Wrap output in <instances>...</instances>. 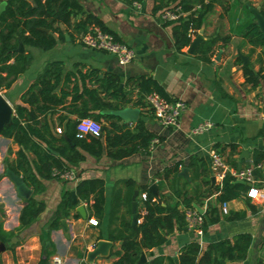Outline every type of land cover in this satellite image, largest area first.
Here are the masks:
<instances>
[{
	"label": "crops",
	"instance_id": "obj_1",
	"mask_svg": "<svg viewBox=\"0 0 264 264\" xmlns=\"http://www.w3.org/2000/svg\"><path fill=\"white\" fill-rule=\"evenodd\" d=\"M3 1L5 5L0 16L8 5V0H0V3ZM25 1L31 7L35 6L34 0ZM77 1L85 12L97 16L120 40L132 47L134 59L120 64L111 54L89 49L78 41V35L72 39L62 23L59 26L64 31L63 38L48 50L24 44L14 33L12 42L16 46L13 50L16 54L12 52L8 64L16 65L15 56L21 53L30 54L31 60L9 87L0 88V93L13 109L12 116L16 106L23 105L33 114V118L26 121L47 122L51 134L59 138L66 123L77 120V111H81V100L72 99L74 85L78 87V94H82L84 87L97 88L98 79L104 73H112L119 77V84L123 82L122 91H117L123 94L122 97L131 99L122 107L139 108L140 115L148 118L147 121L142 120L144 126L162 139L149 147L147 153L138 151L126 157L113 158L108 155L106 137L101 133L102 153L99 156L78 148L83 159L69 168L74 171L75 179H44L43 190L37 194L32 191L31 196L43 201L44 209L36 221L17 230L24 202L5 176V169L15 163L16 151L20 147L11 138L0 135V241L5 247L0 252V264H39L48 250L51 251L50 264H82L87 252L93 250L99 240L110 241L112 247L107 256H97L90 264H113L119 258L117 253L121 251L122 238L129 236L131 228L142 221L145 213L142 194L149 193L148 186L152 183L158 186L161 204L179 201L178 207L185 214V211L192 210L181 202L187 197L198 213L204 214L208 206L216 207L219 219L201 232L188 227L175 229L166 235L162 244L142 249L140 253L145 254V264H153L157 257L163 258L161 264H179V255L188 244L197 242L200 249L205 250L210 243L231 240L241 232L251 237L242 264H246L252 247L253 264H264V78L257 76L258 82L252 86L245 82L242 71V67L247 65L252 71L260 70L259 73L264 75V46H252L241 36L242 29L250 21L255 23L250 8L258 11L262 0H212L213 8L203 17L197 32H202L201 43L216 39L205 54L210 61L199 58L196 53L201 43L193 55L187 52L188 46L177 49L173 28L178 21L163 20L160 10L152 12L154 0L137 2L139 8L133 4L136 1L131 4L124 0ZM24 18L17 12L8 18V23L16 22L15 30L19 31ZM224 37L228 38L225 44L222 43ZM20 43L23 50L17 51ZM239 55L246 59V64L243 65ZM53 61L62 63V72L49 96L54 95L61 101H47L37 92L33 104L23 102L24 93ZM92 69L95 74H90ZM6 74L7 71L2 72L3 76ZM140 77L154 79L170 99L185 102L186 109L177 126H161L144 102L146 92L128 83L129 79ZM105 96L114 103L121 101ZM135 101L139 104H134ZM120 123L125 122L121 119ZM200 123L211 126L201 133H194L193 128ZM212 149L221 155L227 169L253 165L251 184L263 193V197H247L245 192L249 184L243 182L241 184L246 188L238 197L217 201L218 192L212 189L220 187L221 182L215 178L211 168ZM259 154L263 156L255 164L253 160ZM28 155L33 159L32 153ZM177 164V172L161 180L162 171ZM181 167L188 168V178L178 175ZM212 176L214 183L211 182ZM225 176L231 177L228 173ZM83 179H100L103 182L104 203L100 214H96L92 207L93 196L80 199L76 195L74 186ZM135 186H138L137 221L132 225L131 202ZM67 190L74 192L77 202L74 203L72 197L74 208L64 213L58 210V206ZM79 205L84 207L85 217L76 210ZM91 219L96 223H91ZM55 258L59 262H55Z\"/></svg>",
	"mask_w": 264,
	"mask_h": 264
},
{
	"label": "trees",
	"instance_id": "obj_2",
	"mask_svg": "<svg viewBox=\"0 0 264 264\" xmlns=\"http://www.w3.org/2000/svg\"><path fill=\"white\" fill-rule=\"evenodd\" d=\"M34 1L35 6L31 7L25 0H8V5L0 16V88L9 87L17 74L31 60L30 54L21 53L15 56L16 65L11 66L8 64L16 47L12 42L14 33L18 34L24 44L38 47L42 50L52 48L59 39L63 38L64 31L59 26L60 23L64 24L65 30L72 39L75 38V35L79 36L84 33L88 26L92 24L99 26L104 31L113 33L97 16L85 12L77 0ZM124 1L131 4L134 1L141 2L142 0ZM153 3L152 12L167 8L174 9L176 6H180L183 11H191L196 4L200 5L197 11H191L185 20H180L174 25L173 36L177 49L190 44L192 40L188 36L190 23L196 31L199 30L203 17L213 8L212 0H209L208 3L203 0H154ZM263 8L264 0H262L261 6L258 8L259 13L264 17ZM17 12H20L25 17L22 21L23 27L19 31L15 30L16 22L8 23V18L13 17ZM24 32H27V34H24ZM113 34L115 35V33ZM241 36L252 46H264V36L259 32L253 21H250L242 29ZM215 40V38H212L200 44L196 50V53L200 56L199 58L210 61L205 54L210 50ZM227 40V37L222 38V43L225 44ZM13 54L16 53L13 52ZM4 71H7L6 76L2 75ZM242 71L245 82L252 86L257 84V76L264 78V75L259 73L260 70L254 72L247 65L242 67ZM61 72L62 63L60 61L48 63L43 73L37 77L36 81L24 93L22 101L33 104L36 100L37 92L44 95L47 101L54 103L61 101L55 99L54 95L49 96L55 83L59 80ZM95 73L94 69L90 71V74ZM68 79H70V75H68ZM98 81L97 88L89 89L84 87L82 94H78V87L74 85L72 99L81 100V111H77V120H69L66 123L65 131L59 138L51 134V127L47 122L35 119L31 120V122L26 121L33 118V114L29 113L28 109L23 105L16 106L11 123L0 132V135L11 138L19 145L20 148L16 151L15 163L9 164L8 168L16 174L22 175L27 186L32 189L33 194L40 193L43 190L42 180L54 177L52 175L53 168L64 170L78 164L83 159L79 149L86 150L94 156H99L102 153L101 136L85 135L79 137L77 135L76 125L78 120L83 117H90L101 122V133L106 137L108 155L113 158L126 157L138 151L147 153L153 138L162 139L161 136L149 131L140 119L133 126H130L129 124L120 123L121 118L116 115L102 114L101 111L104 110L123 108L122 106L130 103L131 99L125 96L122 97L123 94L117 91L120 82L117 75L104 73ZM128 83L138 86L139 91L146 93L156 91L170 100L159 83L152 78L129 79ZM83 93L86 96L85 98ZM63 94L65 95L66 93L64 92ZM105 95L121 101L117 100L120 103H114ZM134 104H139V101H135ZM40 110L42 109L39 108ZM28 153L33 154V159H30ZM262 156L263 154H259L258 157H255L254 163L257 164ZM177 168L178 164L173 167H166L162 171L161 180L167 179L169 174L176 173ZM162 185L160 183V186ZM245 188L243 184L235 182L229 176H225L221 181V186H216L212 190L218 192L217 201L223 202L238 197L245 191ZM74 189L80 199H88L89 196H93L92 207L94 212L96 214L102 212L104 203L102 180H79ZM23 202L17 230H22L36 221L44 209L43 201H39L33 196L23 199ZM178 202L174 204L165 203L163 205L153 200L151 195L147 193L146 199L143 201L145 213L142 215V221L139 225L131 228L129 236L122 238L121 251L117 253L119 258L113 264H136L138 254L142 249H151L162 244L166 240V235L175 229H186L185 214L184 211L179 209ZM181 202L187 209L194 210L190 199L187 197L182 198ZM71 208H74V203L71 192L67 190L61 197L58 210L68 213ZM238 214L241 215V213ZM202 216L201 227L205 231L209 224L218 221V209L208 206ZM56 226L53 225L52 227ZM250 240L251 237L248 233L241 232L234 235L231 240L221 239L212 242L205 250H201L197 242H192L179 255V264H242L246 257ZM50 254L51 251L48 250L47 255L41 258L39 264H50L48 261ZM162 260V257H157L154 259L153 264H161Z\"/></svg>",
	"mask_w": 264,
	"mask_h": 264
},
{
	"label": "built area",
	"instance_id": "obj_3",
	"mask_svg": "<svg viewBox=\"0 0 264 264\" xmlns=\"http://www.w3.org/2000/svg\"><path fill=\"white\" fill-rule=\"evenodd\" d=\"M206 2L207 0H203ZM134 6L139 8L137 2L133 3ZM200 8L199 4H196L191 11H197ZM191 11H183L180 6H176L174 9L167 8L161 9V18L165 21H180L185 20ZM196 31L193 26L188 30V36L192 39L196 36ZM78 41L85 47L103 51L105 53L115 56L120 64H127L131 62L135 57V51L127 45L125 42L120 40L116 35L108 31L102 30L97 25H89L87 30L78 36ZM264 89V86H263ZM144 102L149 108L155 119L163 127H175L178 125L181 114L186 109V104L181 99H167L160 95L156 91L145 93ZM211 125L209 123H200L193 128L194 133H201L207 130ZM77 135L79 137L85 135L99 136L101 134V123L90 117H83L78 120L76 125ZM159 142V139L155 137L149 147L155 146ZM210 162L211 168L215 173V178L221 182L226 173H228L233 179L241 180L248 185L245 192L246 196L253 199L263 197V193L252 186V168L253 165L246 166L240 169H227L221 155L215 150L210 151ZM52 175L63 179H75L74 171L69 169L58 170L52 169ZM254 193V194H253ZM146 194H142V200L145 201ZM185 219L187 227L195 229L198 232L202 231L203 216L202 213H198L195 210L185 211ZM91 223H96L92 219ZM55 262H59L58 258L54 259Z\"/></svg>",
	"mask_w": 264,
	"mask_h": 264
},
{
	"label": "water",
	"instance_id": "obj_4",
	"mask_svg": "<svg viewBox=\"0 0 264 264\" xmlns=\"http://www.w3.org/2000/svg\"><path fill=\"white\" fill-rule=\"evenodd\" d=\"M5 2L0 3V14L2 10L4 9ZM250 12L255 20L256 27L258 28L259 32L264 36V17L254 8H250ZM66 38L68 39V35H66ZM203 40L202 32L197 34L188 45L187 52L189 54H194L196 48ZM17 51H22L23 46L20 43L19 47L16 49ZM239 57L242 59L243 65L247 63L246 59L239 55ZM123 82L119 84L117 87V90L119 92L122 91ZM12 113L13 109L11 105L8 103V101L5 99V97L0 93V132L3 130V128L7 125H9L12 121ZM102 114H112L120 117L125 123H135L138 121V119L147 121L148 118L145 116L140 115V109L136 107H123L117 110H104L101 111ZM243 154V152L241 153ZM178 175L188 178V168L187 167H181L180 171L178 172ZM5 176L10 180V182L13 184L15 193L18 197L22 199H28L32 195V189L27 186L25 181L23 180L22 176L19 174H16L14 171L10 170L9 168L5 169ZM215 178L214 176L211 177V182L214 183ZM238 183H243V181L239 180ZM148 192L154 197V199L160 203V197L158 195V186L155 183H152L148 186ZM71 195L73 197L74 203H76L75 194L72 191ZM138 195V186H135L133 194H132V202H131V212H132V221L131 224L135 225L137 221V201L136 197ZM76 210L85 217L84 207L79 205ZM64 231H66V223L65 220H62ZM48 244V242H47ZM112 247V243L107 240H99L96 243V246L93 250L88 251L86 255V260L82 264H90L93 263L95 258L97 256H107L110 248ZM5 249L4 244L0 241V252H2ZM45 250L44 255L45 256ZM146 257L143 252L140 253L136 264H145Z\"/></svg>",
	"mask_w": 264,
	"mask_h": 264
},
{
	"label": "rangeland",
	"instance_id": "obj_5",
	"mask_svg": "<svg viewBox=\"0 0 264 264\" xmlns=\"http://www.w3.org/2000/svg\"><path fill=\"white\" fill-rule=\"evenodd\" d=\"M9 148H10V146H9ZM252 249H253V247H252ZM252 249H251V251H250V253L248 255V259L246 261V264H253V250Z\"/></svg>",
	"mask_w": 264,
	"mask_h": 264
},
{
	"label": "snow or ice",
	"instance_id": "obj_6",
	"mask_svg": "<svg viewBox=\"0 0 264 264\" xmlns=\"http://www.w3.org/2000/svg\"><path fill=\"white\" fill-rule=\"evenodd\" d=\"M254 194V193H253Z\"/></svg>",
	"mask_w": 264,
	"mask_h": 264
}]
</instances>
